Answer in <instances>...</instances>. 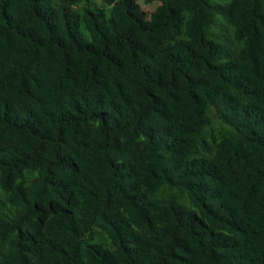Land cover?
<instances>
[{
    "label": "trees",
    "instance_id": "obj_1",
    "mask_svg": "<svg viewBox=\"0 0 264 264\" xmlns=\"http://www.w3.org/2000/svg\"><path fill=\"white\" fill-rule=\"evenodd\" d=\"M142 1L0 0V264H264V0Z\"/></svg>",
    "mask_w": 264,
    "mask_h": 264
},
{
    "label": "rangeland",
    "instance_id": "obj_2",
    "mask_svg": "<svg viewBox=\"0 0 264 264\" xmlns=\"http://www.w3.org/2000/svg\"><path fill=\"white\" fill-rule=\"evenodd\" d=\"M96 4L100 3V0H94ZM140 7V9L148 16V14L154 9V7L158 4V1H150L148 3H144L142 0H134ZM84 32V31H83Z\"/></svg>",
    "mask_w": 264,
    "mask_h": 264
}]
</instances>
